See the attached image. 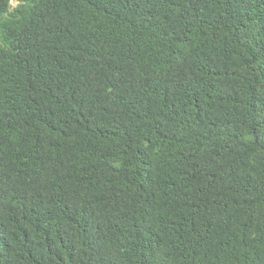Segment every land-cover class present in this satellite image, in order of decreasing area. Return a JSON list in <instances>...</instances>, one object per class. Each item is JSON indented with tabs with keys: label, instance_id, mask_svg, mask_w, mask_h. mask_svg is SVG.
<instances>
[{
	"label": "trees",
	"instance_id": "16d2710c",
	"mask_svg": "<svg viewBox=\"0 0 264 264\" xmlns=\"http://www.w3.org/2000/svg\"><path fill=\"white\" fill-rule=\"evenodd\" d=\"M0 0V264H264V0Z\"/></svg>",
	"mask_w": 264,
	"mask_h": 264
},
{
	"label": "rangeland",
	"instance_id": "374dc122",
	"mask_svg": "<svg viewBox=\"0 0 264 264\" xmlns=\"http://www.w3.org/2000/svg\"><path fill=\"white\" fill-rule=\"evenodd\" d=\"M10 4L12 7H14L16 5V1L15 0H10Z\"/></svg>",
	"mask_w": 264,
	"mask_h": 264
}]
</instances>
